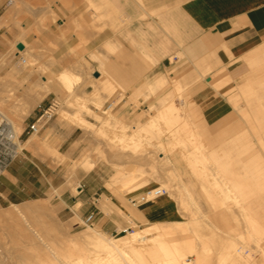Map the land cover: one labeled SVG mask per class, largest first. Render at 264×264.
Returning <instances> with one entry per match:
<instances>
[{
    "label": "rangeland",
    "instance_id": "374dc122",
    "mask_svg": "<svg viewBox=\"0 0 264 264\" xmlns=\"http://www.w3.org/2000/svg\"><path fill=\"white\" fill-rule=\"evenodd\" d=\"M7 1L0 0V4L4 5ZM29 2L30 5L27 4ZM114 2L110 0H24V4L20 0L12 1L14 7H19L18 9L16 8L18 14H16L15 20L14 18L13 20L11 19V15L0 24V26L6 27L8 31L12 26L18 31L16 36L13 34L12 38H8L5 34H2L0 41V100H4L3 103L2 100L0 101V108L3 106L2 111L5 116L2 117L0 115V130L2 133L1 137L3 138L0 141V172L10 164H14L16 168L14 171L23 175L22 181L27 184L28 188H34V191L30 192L29 197L25 200H17L12 197L13 200L11 202L7 200L0 201V211L12 208V204L21 206L29 202L40 201L45 205H49L46 207L51 206L49 210L52 209L50 211H52L53 216L55 215V218H53L55 223L57 222L56 225L71 235L72 233H79L87 228L89 224H92L105 234L114 237L125 236L139 227L148 228L151 226L148 228L149 231L147 233L148 236H151L153 234L152 226L154 222L162 225L165 230L173 229L180 231L186 226L187 220H192L191 217L193 215L186 216L185 214L189 211L178 207V216L176 218L157 221H147L144 219L140 220V223H136L126 213L129 212L130 208H136L140 204L135 203L133 205L134 202L131 200L137 198L144 191L130 196L127 200H119L117 202L112 201L105 194H101L100 198L96 194L92 199L94 202L92 204L91 199L86 200L87 196L84 195L86 193L85 190L91 188V190L97 191L99 194L98 187L101 180L113 195L119 197L121 195L120 192L124 191V189L130 192V187L134 188L140 182L143 183L144 181L145 183H140L144 185L148 181H154L156 186L164 187L167 193L175 201H178L176 198L179 195L186 197L183 187L185 186L184 182L188 180L193 188V199L191 201L198 203L200 206L199 214L195 216V222L197 223L193 225L199 236L200 245L206 244L214 247V249L211 247L214 252L213 255L206 257V259L211 260L212 264H215L214 261L217 260L216 254L220 249L218 246H220V243L226 242L224 238L227 241H233L237 237V232L241 229L243 231L242 225L244 223L242 221L241 210H239L238 204L233 205L232 209L226 211L211 208L210 203L212 199L210 200L209 197L207 199L206 192L201 189V177L193 173V168L189 166L192 162L190 163L187 155L193 153L194 148H201L199 154L202 153V155L206 156L212 154V159L206 161V171L209 174L208 180L210 179L211 182L217 180L223 187H231L232 185L228 180L230 178L239 179L241 180V187L246 191L248 187L258 188L262 186L264 188V184L257 182L258 180H264V176H253L258 171L264 170L263 166L255 167L254 165L257 163L255 160V156L257 155L259 156L258 161L264 164V145L261 142L259 143L258 139V146L260 148H221L222 144L223 147L226 144L223 141L219 148H214V151H211L210 136H202L200 126H198L197 114L199 112L197 108L193 103H188L184 107L181 101L191 99V86L205 82L204 77L206 76L210 77L208 73L212 65L203 72L197 73L196 77L189 76L194 62L186 60L181 53L176 52L177 57H171L170 61L166 60L165 67L161 70L159 69L157 72H152L151 75L139 80V82L132 86L124 87L113 78L111 88L109 85L104 86L106 85L104 82H100L104 85L100 84L99 81L95 82L93 79L99 76V74L97 76L94 75L97 72L95 69L101 70L104 75L108 74L104 69V62L111 55H117L118 52H121L120 50L125 48V44L140 48L130 38L129 33L126 32V28L128 27L126 24L127 20L122 18L119 9L114 8ZM82 5H85V7L81 8L80 6ZM23 6H25V9ZM30 6L33 8V11L31 10L32 8L30 9ZM54 7L57 8L54 9ZM26 9H29L28 12H26ZM143 17H146V15H143ZM26 19L32 22L31 25L24 28L22 22ZM52 24L55 26L56 32H52L50 29ZM20 32H24V38L27 39L28 51L25 53L27 57L19 53L14 44L18 40ZM91 33L93 34L91 35ZM106 33L107 38L105 36L104 40H99L100 34L103 36ZM41 35L44 38L42 41L40 39ZM68 37L70 41L67 43L66 38ZM116 37L122 38L123 42L118 41ZM171 39V41H174L173 38ZM95 40L96 42L94 43ZM59 42L64 43L66 53L64 56L56 59L51 57V55L52 52L59 48ZM141 50H139L140 54ZM258 55L254 59V62L248 64H256L260 60V57L264 55V50L259 52ZM141 58L146 64L148 63L146 59ZM86 61L89 65H87ZM56 63L60 64V71L67 70L72 76L79 77L75 83H79L81 86V90L78 91L80 100L69 94L59 95L43 86V84L38 83L40 76L46 74L55 76L58 73L56 70L49 72L53 69L54 65L56 66ZM152 64L148 63V66L150 65L151 68ZM33 67L40 69H36L38 70L36 71ZM213 68L216 69L217 64ZM31 70L34 71L32 74L29 73ZM160 75L165 76L168 80V84L165 87L154 90L146 87L148 81H153L155 77ZM217 75L218 72H215L211 78L214 80ZM36 76L39 78L37 77L36 79ZM171 78H177L181 81L182 90L179 94H176V88L171 85ZM226 82L227 77L220 82V86L215 88V90H219ZM92 83H99L101 88L98 85L94 87L95 84L92 85ZM96 88L100 89L96 91ZM253 90L250 91L253 92ZM160 92L173 98L175 105L184 112L185 117L183 116L181 119L186 122V125L175 135L178 141L175 142L173 135H164L162 147L156 139V132L157 135L162 134L166 129L165 127L162 133H160L162 129H156V131L148 130L149 132L143 131L136 137L142 141V149L140 148L141 146L138 148L131 147L137 148L135 149L137 151L135 153L146 154L147 161H138V159H133L128 155L119 154L117 152L118 147H125H120V143L117 144V137L124 134L135 136L133 132L136 131V127L148 120L150 115L160 107ZM29 94L34 98L39 99V96L41 98L37 103L32 104L31 100L34 98H30ZM52 97L58 103L55 110L52 111L51 116L41 119L39 132L33 135L30 134L27 125L33 123L51 106L53 103V101H50ZM96 98L100 101V107L94 104L95 102L97 103ZM72 100L75 102L78 100V106H83L85 103V106L87 105L100 117L97 116L95 118L94 115L93 117L92 112H89V114L82 112L76 106L77 104L72 103ZM61 109H65L69 115L70 113L79 112L91 124H78L79 126H77L76 122L78 121L71 120L72 116H65L68 118L64 119L60 116L62 112L59 113V111ZM81 109L84 110L82 107ZM103 109H107V113H103ZM9 121H12V123L15 121L14 128L17 133H15L16 136L14 137H12ZM116 123L120 127V123H122L123 127L120 129ZM71 124L74 126L71 127ZM115 125L116 127H114ZM72 130L76 131L73 132ZM63 131L68 133V135L71 131L73 133L67 138V135H62L63 133L61 132ZM122 131H124V134ZM58 133L61 136L57 137ZM191 133L195 134L193 142H190L191 136L189 135ZM30 138H34L33 141L35 142L30 144L28 142ZM53 138L55 141L52 140ZM62 140H65V144L62 148H58L57 145H60ZM107 140L112 141V143ZM180 150H182L181 155ZM178 156H180L179 159L175 161L174 158ZM225 156H228L226 162L223 159ZM243 161H247V163ZM172 164H181L183 167L181 169H174ZM249 165L250 167H246ZM40 171L43 172L44 178L38 176V172ZM221 171H226V176L222 175ZM79 184L84 186V191L81 193H78L77 189ZM153 187L155 186L145 188L144 190H149ZM210 194L215 196V199L213 198L215 205L219 204L217 198L224 196L223 193L217 191H211ZM232 194L237 196L264 197V193L256 192H238ZM260 201L263 202L264 200ZM179 212H184V214H179ZM46 213L44 214V219L48 221L51 217ZM219 213H224V216H221ZM231 213L238 214L236 217L237 223L231 222L233 221ZM101 214H103V217ZM240 219L241 221H239ZM208 221L210 224H207ZM114 226L116 229H113ZM3 237L4 235L0 231V240H2L0 242V252L6 255L7 253L13 255L19 252L30 251L23 246L24 243L19 237H13V239L12 237ZM221 238L225 241H222ZM240 241L238 240L239 245L242 244V239ZM260 241L264 245V239H260ZM213 244L216 245L213 246ZM15 245L21 246L16 250L14 248L8 249ZM3 260L11 262H15V260L20 261L14 257L4 258Z\"/></svg>",
    "mask_w": 264,
    "mask_h": 264
},
{
    "label": "crops",
    "instance_id": "0c3cea01",
    "mask_svg": "<svg viewBox=\"0 0 264 264\" xmlns=\"http://www.w3.org/2000/svg\"><path fill=\"white\" fill-rule=\"evenodd\" d=\"M110 1H115L114 8L119 9L122 18L127 20L126 32L140 47L138 49L125 44V48H122L121 52H118L117 55H111L104 62V69L108 73L105 75L111 79V82L113 78L124 87L132 86L139 80L151 75L152 72H157L165 67L166 60L170 61L171 57H177L176 52L181 53L186 60L194 62L189 76L196 77L197 73L203 72L212 65L208 73L210 77L206 76L204 77L205 82L191 86V99L181 101L184 107L188 103H193L197 108L199 112L197 114L198 126H200L202 136H210L211 151L213 152L214 148H219L223 141L226 144L225 147L222 144L221 148H260L258 139L259 143L261 142L264 145V55L260 57L256 64H248L254 62V59L259 56V52L264 50V0ZM12 5L11 0H8L4 5L0 4V24L11 15L15 20L18 11ZM80 7L84 8L85 5ZM56 8L54 7V9ZM143 15H146V17H143ZM31 22L26 19L22 22V26L25 28L31 25ZM50 29L52 32H56L53 24ZM17 33V29L13 26L9 31L6 27L0 26V41L2 34L12 38L13 34L16 35ZM21 33L18 34V39H20ZM41 36L42 41L44 38ZM105 36L107 38V33L103 36L100 34L99 40H104ZM171 38L174 41H171ZM69 39V37L66 38L67 43L70 41ZM117 39L121 43L123 42L122 38ZM25 40L27 41L26 38ZM58 45L59 48L51 55L56 59L66 53L64 43L59 42ZM140 49H142L141 54ZM18 52L20 53L19 50ZM141 57L146 59L148 63H153L151 68L148 63L142 61ZM215 64H217L216 69L213 68ZM59 68L60 64L56 63V66L54 65L49 72L54 70L60 72ZM99 71L101 72V70ZM215 72H218V75L213 80L211 77ZM226 77L227 82L225 85L219 90H215ZM170 83L176 88V94H179L182 90L181 81L177 78H171ZM167 84V78L160 75L155 77L153 81H148L146 87L154 90L163 88ZM252 89H254L253 92L250 91ZM166 95L161 94L160 107L155 112L170 101H174L173 98ZM53 100H55L54 97L50 101ZM181 116H184L183 112H181ZM72 131L75 132L76 130ZM72 131L69 135L64 131L61 133L69 138L73 133ZM59 136L61 134L58 133L57 137ZM52 140L55 141L54 138ZM64 144L65 140H62L57 147L62 148ZM200 149L195 148L196 153L201 152ZM181 153L182 150H180V155ZM179 157L174 158V160L176 161ZM199 159L204 165L201 170L197 167ZM211 159L212 154L206 156L202 153L200 158L196 156L195 159L196 169L194 174L201 177V189L204 188L206 193L217 191L224 194L227 188H234V186L238 187L239 192L264 193L262 186L258 188L248 187L245 191L241 187V180L235 178L228 180L232 185L231 187H223L217 180L211 182L210 179L208 180L209 174L206 171V161ZM223 159L226 162L228 156ZM255 160L257 161L254 164L255 167H264V164L258 161V155L255 156ZM243 162L247 163V161ZM172 165L174 169L183 167L181 164ZM246 167H250V165ZM15 169L14 164H10L0 172V201L7 200L11 202L12 197L17 200H25L29 197V193L34 191V188H28L27 184L22 181L23 175L16 173ZM38 173V176L44 178L43 172ZM222 175L226 176V171L222 172ZM253 176H264V170L258 171ZM257 182L264 184V180H258ZM184 183L183 190L187 194L186 190L191 189L192 184L188 180ZM152 186H156V183L148 181L136 190L130 192L125 189L122 190L121 195L117 197L100 180L99 194L89 188L85 190L84 195L87 196L86 200L91 199L92 204L94 203L92 199L96 194L99 198L101 194H105L112 201L117 202L127 200L130 196ZM83 187L80 184V190L77 188L78 193L84 191ZM212 196L215 198L214 195ZM221 199H223V196L217 198V200ZM260 200H264V197L247 196L244 207L264 228V201L261 202ZM136 207L147 221L170 220L178 216L176 201L167 192L151 202H142ZM155 211L161 214L159 216L154 215ZM101 216L103 217V214ZM131 220L140 223L136 218H131ZM113 229H116V227L114 226Z\"/></svg>",
    "mask_w": 264,
    "mask_h": 264
},
{
    "label": "bare ground",
    "instance_id": "6f19581e",
    "mask_svg": "<svg viewBox=\"0 0 264 264\" xmlns=\"http://www.w3.org/2000/svg\"><path fill=\"white\" fill-rule=\"evenodd\" d=\"M11 1H13V0H11ZM20 2L24 3V0L23 1L20 0ZM27 4L30 5V2ZM28 5H27V7H28ZM25 6H23V8ZM31 6H30V9L33 7V6L32 7ZM10 7H11V5H10ZM15 7H13V8L15 9ZM14 9H13V11H14ZM28 10L26 12H28ZM31 10L33 11V8ZM31 15H32V13H31ZM11 18L13 20V17H11ZM22 30H24V29H22ZM92 34L93 33H91V35ZM17 42H21L23 44V48L21 50L20 49H18V50L20 51L21 54H24L25 57H27L26 56L27 54H25V53L28 51V49H27V41L24 38V32L21 33L20 39L16 40V42H14V44H16ZM30 53H31V51H30ZM87 65H89L88 62H87ZM34 69H32V70H34ZM36 69H38V67ZM45 69H43V70H45ZM90 69H92V68H90ZM32 70L29 72L30 74H32L34 72ZM38 70H36V71H38ZM95 70H97L99 72V76L95 77V79H93V80L95 82L99 81V83L104 82V84H106V85H104L102 83H100V84H102L104 86L109 85L111 88V84H112L111 79L108 76L102 74L98 69H95ZM30 74H28V75H30ZM35 75H36V73H35ZM38 76H36V79ZM78 78L79 77H77V76H75V77L72 76L70 73H68L67 70H62V71L58 72L55 76L49 75V74L40 76L38 83L43 84V86H45L49 90L56 92L59 95H68L69 94L70 96L71 95L75 96V98L80 100V96L78 94V91L81 90V88H80L81 86L79 85V83H75V81L78 80ZM99 83H92V85L95 84L94 87H96V85L100 86ZM100 88H101V86H100ZM99 89H97L96 91H98ZM0 90H1V86H0ZM92 95H93V93H92ZM29 96H30V94H29ZM37 96H39V95H37ZM87 96H89V95H87ZM87 96H86V98H88ZM32 97L30 96V98H32ZM40 98L41 97L39 96V99ZM75 98H73V100ZM39 99L38 98L32 99L31 100L32 104L37 103L39 101ZM81 99H82V97H81ZM91 99H93V98H91ZM73 100H72L73 104L78 103V100H77V102H75L76 99H75V101H73ZM85 100H87V99H85ZM3 101L4 100H2V103H3ZM29 101H30V99H29ZM67 101H69V100H67ZM96 101H97V103L95 102L94 104L95 105L97 104V107H100L101 106L100 101L97 98H96ZM93 102H94V100H93ZM78 104L76 106H78ZM80 104H82V103L80 102ZM80 106H78L79 107L78 109L81 110L82 112L88 113V114H89V112H92L93 113L92 116L94 115L95 118H97V116H99L91 108L87 107V105L85 106V103L83 106H81L82 108H84V110L81 109ZM1 108H0V115L2 117H5L3 115L4 112L2 111L3 108L2 109ZM181 111L182 110L175 105L174 101H170L168 104L163 106L160 110L151 114L148 120H146L141 125L136 127V131L133 132V133H135L134 134L135 136H132V134L131 135L130 134L125 135L124 131H122V133L124 135H121L118 137L116 135V137L118 138L117 144L120 143L119 144V145H121L120 147H125V148H119L118 147L117 152L121 155H128L129 157H132L133 159L134 158L138 159V161L139 160L140 161H143V160L147 161V155L146 154L135 153V151H136L135 149H137L140 146H141L140 147L141 149L143 147L142 141L136 137H138L140 132L148 131V130H155L156 131V129H158V130L162 129V131H160V133H162L163 128L165 127L166 128L165 130H167V131L164 130V132H166V133L163 132L162 134L157 135V132H156V139L160 142L161 146L163 147V140H164L163 137H164V135H167V134L173 135L174 136L173 139L175 140V142L178 141L177 137L175 138V135H177L179 130L186 125V122L183 119H181L182 118ZM60 112H62V113H60ZM59 113L63 119L68 118L65 116H72L71 120H77L78 121V122H76L77 126H79L78 124H80V125H83V124L84 125L85 124L90 125L91 124V122H89L87 119H85L79 112L70 113V115H69V113L65 109H61V111H59ZM103 113H107V109H103ZM113 114H114V112H113ZM106 120H108V119L106 118ZM9 122H10L9 125H10V130L12 132V137H14V136H16L15 133H17V132H15V128H14V122L15 121H13V123H12V121H9ZM119 122H118V124H119ZM72 124H75V123H72ZM72 124H71V127L74 126ZM118 124L116 123L117 126H118ZM120 124H121V127H123L122 123H120ZM116 125L114 127H116ZM118 127L121 129L120 126H118ZM125 127H126V125H125ZM125 127H124V130H125ZM16 128H17V126H16ZM128 128H130V127L128 126ZM117 130H119V129H117ZM114 131H115V129H114ZM116 132H118V131H116ZM33 134H35V133H32V135ZM113 135H115V134H113ZM194 135H195L194 133H191L189 135V136H191L190 142H193V136ZM116 137H115V139H117ZM33 140H34V138H32V139L30 138L28 140V142L30 144H32L35 142ZM113 140H114V136H113ZM130 140H132V141H130ZM105 141H106V139H105ZM108 142L112 143V141H108ZM131 146L132 147L134 146L137 148H132ZM199 152L196 153L195 148H194L193 153L187 155L188 156L187 158L190 160V163L192 162L189 166H191L193 168V170H194L193 173H195V169H196V163H195L196 156H199V158H200V155H201V154H199ZM197 167L199 168V170L204 168V165L201 163L200 159H199ZM140 183L143 184L145 182L143 181V183L142 182H140ZM140 183L138 185L134 186V188L130 187L129 190L133 191V190H136L138 188H141V186H143V185H141ZM203 190H204V188H203ZM143 191L148 192V190H143ZM186 192H187L186 197L179 195L176 198V200H178V201H176L177 202L176 204L178 207H182V208L187 209L189 212L186 213L185 215L186 216H189L190 214L193 215V217H191L192 220H187L186 226L180 231H176L173 229L165 230L162 225L154 222V225L152 226L153 234L151 236L147 235V233L149 231L148 228H150L151 226L148 228L139 227L138 229H134L133 231L129 232L125 236L114 237V236H110V235L105 234L99 228L94 227L92 224H89L87 226V228L83 229L79 233H77V234L72 233V235H71L67 232H64L63 231L64 229L62 230L60 228V226L56 225L57 222L55 223V221H54L55 215L54 216L52 215V211H50L52 209L49 210V208L51 206L46 207L49 205H47V204L45 205L44 203H42L40 201L29 202V203L23 204L21 206H18V204L17 205L12 204V206H13L12 208L0 211V231H1L2 235H4V237H7V238L12 237V239H13V237H17V238L19 237L22 240V242L24 243L23 246L25 248L29 249L30 251H27L24 253L19 252V253H15L13 255H9L10 253L9 254L7 253V255H6L3 252H0V264H212V261L209 259H206V257H210L213 255L214 252H213L212 248L214 249V247L206 245V244L200 245L199 236L197 235L196 229L193 225V224L197 223V222H195L196 221L195 216H198L197 214H199L200 206L198 203L191 201V199H193L192 198L193 189L192 188L187 189ZM224 192L225 193H224L223 199L218 200L219 201L218 205H215V200H214L215 198L210 194V192L206 193L207 199H208V197L210 200L212 199V201L210 203L211 208H213V209L217 208L218 210L226 211V210L232 209L234 207L233 205L238 204L237 206L240 207L239 210H241L240 212H241L242 221L244 224L241 222V224H243L242 225L243 231H241L242 229L240 228L241 230L237 232V234H236L237 237L234 238L235 240L227 241V239L224 238L227 242V243L226 242L224 243V242H222L224 239L221 238L222 241H220V242H222V243H220V246H218V247H220V249L217 251V254H216L217 260L214 261L215 264H262V263L264 264V245L260 243L261 242L260 239H264V228L245 209L244 202H245L247 196L233 195L232 193H238L239 192L237 186H234V188H227ZM230 194H232V195H230ZM210 200H209V202H210ZM151 201H153V200L151 199V200H148L147 202H151ZM181 203L183 204L182 206H181ZM133 205H135V203H133ZM45 213L50 215L51 218L48 220L50 222H48L47 219H44ZM182 213L184 214V212H181V213L179 212V214H182ZM127 214H129L132 218H136L139 221L145 219V217H143V215L137 209V207L136 208H130L129 212ZM153 214L159 216L161 213L158 211H155ZM219 214L221 216H224V213H219ZM237 215L238 214H236V213L231 215V217L233 218L232 219L233 221H231V222L237 223V221H238L236 219ZM191 221H194V222H191ZM239 221H241V219ZM207 224H210L209 221L207 222ZM62 228H63V226H62ZM238 228H237V230H238ZM60 234H62V236H60ZM213 237H215V236H213ZM223 237H225V236H223ZM216 238H218V237H216ZM241 239H242V244L239 245L238 240L240 241ZM1 241L2 240H0V242ZM215 245L213 244V246H215ZM20 246L15 245L13 247L11 246V248H8V249L10 250V249L14 248L16 250ZM4 249H6V248H4ZM9 257L18 258L20 261L15 260V262H11V261H4L3 260L4 258L8 259ZM22 259H23V261H22Z\"/></svg>",
    "mask_w": 264,
    "mask_h": 264
},
{
    "label": "built area",
    "instance_id": "2783aa9c",
    "mask_svg": "<svg viewBox=\"0 0 264 264\" xmlns=\"http://www.w3.org/2000/svg\"><path fill=\"white\" fill-rule=\"evenodd\" d=\"M57 101L53 100V103L51 104V106L46 109L42 115H40L39 118H37L33 123H30L27 125V129L28 132L30 134L32 133H37L40 130V123H41V119L43 117H49L51 116V113L53 110H55V107L57 106ZM2 133L0 130V141L3 139L2 137ZM9 148V147H7ZM80 190V184L77 187ZM165 192H167V190L164 187L161 186H155L151 189L148 190V192H143L141 193L139 196H137V198L133 199L132 202L134 203H142V202H147L148 200L154 199L162 194H164Z\"/></svg>",
    "mask_w": 264,
    "mask_h": 264
},
{
    "label": "water",
    "instance_id": "95a60500",
    "mask_svg": "<svg viewBox=\"0 0 264 264\" xmlns=\"http://www.w3.org/2000/svg\"><path fill=\"white\" fill-rule=\"evenodd\" d=\"M16 47H17L18 49H22V48H23V45H22V43H17V44H16ZM94 75L97 76V75H98V72H96Z\"/></svg>",
    "mask_w": 264,
    "mask_h": 264
}]
</instances>
